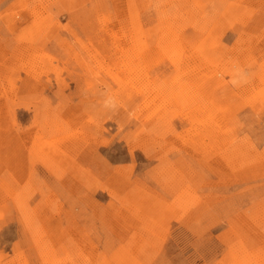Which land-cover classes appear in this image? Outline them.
<instances>
[{"label": "rangeland", "instance_id": "obj_1", "mask_svg": "<svg viewBox=\"0 0 264 264\" xmlns=\"http://www.w3.org/2000/svg\"><path fill=\"white\" fill-rule=\"evenodd\" d=\"M95 1L0 0V264H264V0Z\"/></svg>", "mask_w": 264, "mask_h": 264}, {"label": "bare ground", "instance_id": "obj_2", "mask_svg": "<svg viewBox=\"0 0 264 264\" xmlns=\"http://www.w3.org/2000/svg\"><path fill=\"white\" fill-rule=\"evenodd\" d=\"M114 1V0H113ZM170 1H173V6L172 7H170V6H168V8H166L167 9V12L168 13H166V14H168V19L172 16V14L176 11V10H178V9H188V8H194L195 6H200V7H202L205 3H201L200 1H198V0H176V1H174V0H167V2L168 3H170ZM98 3V2H100V0H97V1H95V3ZM133 2H135V1H132V0H130L129 1V3L128 4H126L125 6H127V8L129 7V9L130 8H132L133 7ZM105 4V3H104ZM217 4H219V3H217ZM118 7V6H117ZM136 9H137V7H136ZM164 11V10H163ZM162 11V12H163ZM166 11V10H165ZM103 13L102 14H98V20H99V22H106L107 21V19H108V11H107V8H106V6L104 7V9H103V11H102ZM125 12H126V10H125ZM100 13V12H99ZM129 13V12H128ZM96 14V13H95ZM118 14V13H117ZM159 14V13H158ZM114 16V15H113ZM159 16V15H158ZM158 16L156 17V18H158ZM164 16H165V14H164ZM163 17V16H162ZM162 17L160 18L161 19V22H164V21H166V17L164 18V19H162ZM113 18V17H112ZM115 18V17H114ZM128 18V17H127ZM127 18H125V19H127ZM151 19V18H150ZM149 19V20H150ZM171 19V18H170ZM114 20V19H113ZM122 20V19H121ZM131 21V22H135V23H138L139 21H140V19L139 18H136V17H132V18H128L127 19V21ZM147 20V19H146ZM153 20V19H152ZM156 21H158L157 19H155ZM148 21V20H147ZM151 21V20H150ZM116 22V21H115ZM48 24V23H47ZM134 24V23H133ZM140 24V23H139ZM92 24L90 23V26H91ZM108 25V24H107ZM118 25H120V24H118ZM136 25V24H135ZM142 25V24H141ZM101 26V25H100ZM109 26V25H108ZM137 26H138V24H137ZM163 26V25H162ZM103 27V26H102ZM106 30H108V29H106ZM31 31V30H30ZM133 32V31H132ZM195 33V32H194ZM197 35V34H196ZM26 36H28V35H26ZM30 36V35H29ZM130 36V35H129ZM43 38H45V37H43ZM183 38H184V36H183ZM28 39H30V38H28ZM44 42V41H43ZM41 44V43H40ZM42 45V44H41ZM44 45V44H43ZM7 46H8V48L3 52L4 54H7V55H12V54H14L15 53V47L10 43H8L7 44ZM42 49H43V47H42ZM41 49V50H42ZM190 50V49H189ZM39 51V50H38ZM45 51V50H44ZM46 52V51H45ZM40 54V53H39ZM36 56V55H35ZM11 60V59H10ZM9 60V61H10ZM12 61H13V59H12ZM130 63V62H129ZM25 64V63H24ZM131 65V64H130ZM23 67H24V65H23ZM30 67H32V66H30ZM96 67V66H95ZM29 73V72H28ZM3 102V101H2ZM192 105V104H191ZM199 106V105H198ZM194 112V111H193ZM189 123V122H188Z\"/></svg>", "mask_w": 264, "mask_h": 264}]
</instances>
